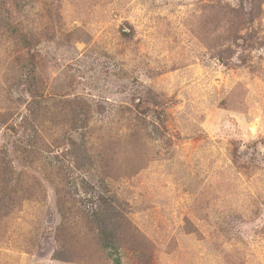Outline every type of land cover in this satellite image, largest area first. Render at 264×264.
Instances as JSON below:
<instances>
[{"label":"rangeland","instance_id":"obj_1","mask_svg":"<svg viewBox=\"0 0 264 264\" xmlns=\"http://www.w3.org/2000/svg\"><path fill=\"white\" fill-rule=\"evenodd\" d=\"M115 255L264 264V0H0V264Z\"/></svg>","mask_w":264,"mask_h":264},{"label":"trees","instance_id":"obj_2","mask_svg":"<svg viewBox=\"0 0 264 264\" xmlns=\"http://www.w3.org/2000/svg\"><path fill=\"white\" fill-rule=\"evenodd\" d=\"M74 124H78V126L80 125L79 121H75ZM23 150L27 151L29 149L27 147H25V148H23ZM10 186H12V183L10 184ZM102 246H103L104 250L108 251L107 254H110L111 256L113 255V253H115L117 251L116 245L113 242H109V241H105V243L102 242ZM116 255L112 260L115 262V264H118V263L120 264V259ZM56 258H59V257H56Z\"/></svg>","mask_w":264,"mask_h":264}]
</instances>
